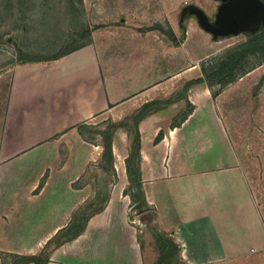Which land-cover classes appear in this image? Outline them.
Wrapping results in <instances>:
<instances>
[{"label":"crops","instance_id":"crops-1","mask_svg":"<svg viewBox=\"0 0 264 264\" xmlns=\"http://www.w3.org/2000/svg\"><path fill=\"white\" fill-rule=\"evenodd\" d=\"M78 1L87 22L66 50L18 62L6 82L0 78V264H18L22 255L42 264H153L151 238L140 237L137 224L148 208L127 212L135 203L124 190L127 154L114 163L125 179L101 208L74 236L52 241L93 197L89 175L103 146L83 126L150 100L221 42L191 10L207 13L218 0ZM194 37L198 51L189 48ZM255 64L215 94L207 84L191 89V108L176 122L138 123L134 178L153 210L150 228L171 237L185 264H264V118L253 114ZM220 214H239L252 227L234 236L220 229L229 223Z\"/></svg>","mask_w":264,"mask_h":264},{"label":"rangeland","instance_id":"rangeland-1","mask_svg":"<svg viewBox=\"0 0 264 264\" xmlns=\"http://www.w3.org/2000/svg\"><path fill=\"white\" fill-rule=\"evenodd\" d=\"M220 2L221 0H218L217 3L213 4V8L207 10V13L201 9L210 22L214 21L218 10L217 6H219L218 4H220ZM82 14L83 11L81 10V5L78 0H0V78L3 74L6 82L9 69L18 62L40 57H50L66 50L69 45H71L68 41L71 39L70 37H73L72 33L76 31L80 32V30H84L85 28L83 24L84 21L82 22V18L85 19V17H83ZM257 23H260L259 14L248 15L242 22L241 28L252 29ZM212 36L214 38L218 37L221 42L217 43L216 51L210 53L212 49L210 48L206 56L200 59L197 64L198 67L194 69L195 71L186 72L164 82L162 86L157 87L156 93L152 95L150 100L144 103H135L115 118L112 117V114L108 113L83 126V131L86 136L91 141H98L103 146V149L106 144L112 146L114 139H117V144L115 145L117 156L114 157L113 153L111 159L104 158L103 154L100 156L101 159H98L97 168L90 170L89 175V183L91 186L90 194L93 195L92 199L76 210L67 231L57 236L52 240L53 242L59 241L63 235L70 238L77 233L88 213L101 208L113 184L119 183L122 179H125L124 171H118L114 167V163L119 161L123 164V154H127V156L130 155L128 161L125 159L126 166H131L133 170L136 168L140 139V134L138 132L139 121L146 118L147 128L151 129L152 125L159 121H161L163 125H166V122L167 124H171L183 117L191 108V104L187 100V95L190 90L206 84V82H190L191 79L202 75L200 69L201 63L204 61L209 65L214 60H218L216 56L221 55L224 50L246 39L244 30H239L232 34V36L229 35L230 37L214 36L213 34ZM189 48L192 51L200 50L201 42L198 37L191 39ZM213 57L215 58L210 62L209 59ZM244 63V66L248 67H253L255 63L258 64H255L258 68L256 79L251 81V83L255 84L252 87V103L254 105V116L258 117L259 115L261 119H263L264 54L246 58ZM205 81L208 82V78H205ZM222 83L221 81H214L212 87H210L211 92L213 90L216 93L224 85ZM1 99L3 100L0 95V104ZM156 110L160 111V114L157 115V117H150L148 119L147 115ZM222 121L225 123L224 120ZM256 121H258L256 118L252 121L253 126L257 125ZM261 126H264V122H261L259 127L262 129ZM209 131L215 135L216 128H212ZM262 131L264 132V129H262ZM128 175L129 183L124 190L131 192L132 200L135 201V203L134 208H129L127 212L128 214L135 215L140 210L148 208L147 213L137 214V217L138 215L141 216L143 225H140L138 218L137 224L140 229L138 235L143 237L145 233L151 238L152 263L185 264L178 257V248L171 237L165 232H160L158 230L157 232H159L161 236L156 235V229L153 227L150 228V219L153 217L152 207H146L144 203H141L142 195L140 187L138 186L139 182L136 181V179H131V174L128 173ZM41 204L47 205L44 202ZM137 204L141 205L138 206ZM262 211L264 214V191ZM220 215L222 219L229 222L227 226L220 229H223L222 231L229 230L234 236L240 232L242 234L247 227H252L249 226L248 223L245 224L244 219L240 222L239 214ZM243 216L246 219L249 216L250 221V215L243 214ZM218 220L215 221V225L219 230ZM169 241L172 242L176 248H174Z\"/></svg>","mask_w":264,"mask_h":264},{"label":"trees","instance_id":"trees-1","mask_svg":"<svg viewBox=\"0 0 264 264\" xmlns=\"http://www.w3.org/2000/svg\"><path fill=\"white\" fill-rule=\"evenodd\" d=\"M244 32L246 34V39L224 50L221 55L216 56L218 60L211 62L215 57L212 59L210 58L209 61L211 63L209 65L203 61L200 66L202 75L191 79L190 82H206L208 86L212 87V83L214 81H221L223 82L222 84H226L248 71L251 67L249 66V68L248 66H244L245 59L251 56L264 54V22L260 23L258 28L254 30H244ZM205 78H208L209 81H205ZM212 94H215V91L212 90ZM129 156L126 157L127 161L129 160ZM103 157L107 159L112 158V149L110 144H106L104 146ZM127 172L131 174V179H135V170H133L131 166H127ZM136 181L138 180L136 179ZM138 186L140 187V183ZM141 203L143 204L144 201L141 200ZM137 205L140 206L141 204ZM155 233L156 235H160L157 230H155ZM170 243L174 246V248H176V244L174 245L172 242ZM28 262L42 264V259L35 255L19 256L18 264Z\"/></svg>","mask_w":264,"mask_h":264},{"label":"water","instance_id":"water-1","mask_svg":"<svg viewBox=\"0 0 264 264\" xmlns=\"http://www.w3.org/2000/svg\"><path fill=\"white\" fill-rule=\"evenodd\" d=\"M197 15L200 25L214 36H228L239 30H254L264 22L263 0H221L214 21L210 22L204 12L191 7ZM260 15V23L252 29L241 28L242 22L248 15Z\"/></svg>","mask_w":264,"mask_h":264}]
</instances>
